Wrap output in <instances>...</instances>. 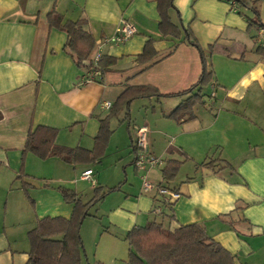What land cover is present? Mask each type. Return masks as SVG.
Returning a JSON list of instances; mask_svg holds the SVG:
<instances>
[{"label": "crops", "instance_id": "crops-1", "mask_svg": "<svg viewBox=\"0 0 264 264\" xmlns=\"http://www.w3.org/2000/svg\"><path fill=\"white\" fill-rule=\"evenodd\" d=\"M256 4L264 22V0ZM238 11L226 0H173L171 21L190 31L213 73L200 91L204 106L197 105L192 119L178 123L167 115L189 95L180 93L199 79L201 57L184 42L181 28L177 37L161 33L155 0H0V264L27 263V234L39 220L71 216L73 204L63 200L59 187L74 191L82 203L91 199L82 201L77 176L72 178L69 170L75 175V167L82 166L78 179L85 182L81 173L92 169L95 176L94 169L57 156L24 155L28 132L54 128L57 145L92 150L100 120L110 110L102 103L112 107L128 87L141 85L155 87L161 96L150 98L167 107L132 127L135 136L137 128H147V152L162 159L159 178H149L154 167L146 168L144 176L154 188L164 185L180 196L163 206L154 188L142 187L130 124L125 129V117L115 128L111 125L120 112L127 114L122 107L109 118L104 151L118 152L126 138L132 151L125 158L124 182L133 184L107 210L110 222L126 234L150 221L168 230L196 224L233 255L235 264H264V30H248ZM53 12L63 21L85 18L84 28L95 40L90 57L98 48L116 63L90 80V71L64 50L66 33L49 26L47 16ZM122 22L135 33L123 44L105 43ZM148 39L156 55L137 64ZM169 160L180 166L165 181L161 171ZM182 168L186 173L180 176ZM93 181L86 182L94 190L100 176Z\"/></svg>", "mask_w": 264, "mask_h": 264}, {"label": "trees", "instance_id": "trees-1", "mask_svg": "<svg viewBox=\"0 0 264 264\" xmlns=\"http://www.w3.org/2000/svg\"><path fill=\"white\" fill-rule=\"evenodd\" d=\"M159 13V29L165 35L179 36L180 28L184 32V42L196 47L201 57L202 70L196 84L180 93H189L167 117L181 123L195 116L194 109L197 105L204 104L201 88L209 84L212 70L207 63L204 51L188 29L179 28L171 21L168 10L173 8V0H155ZM236 3L238 13L243 15L247 22V29L264 30L257 2L259 0H226ZM241 9L250 13L245 14ZM50 27L61 28L67 35L64 50L71 55L75 64L91 71V52L95 46L92 34L85 29V18L76 21H63L62 15L53 12L47 16ZM156 55L153 40L148 39L142 52L137 55V64L149 63ZM90 57V58H89ZM114 57H103L98 63L101 75L116 63ZM197 88L195 92L194 89ZM159 97L161 94L151 85L130 86L116 100L110 108L109 114L100 120L99 131L95 137L92 150L81 147H64L55 143L57 129L37 126L29 131L26 137L23 154L30 152L39 159L45 160L57 156L69 164L91 165L100 161L101 155L107 144L111 131L109 118L114 116L137 98ZM1 118V114H0ZM180 162L167 161L161 173L165 181L172 180L178 171ZM63 200L73 204V212L66 219L63 217H46L37 222L35 228L28 232L30 251L26 264H79L81 260L82 242L79 229L82 220L89 215V209L98 200L104 197V192L99 187L94 189L93 198L87 203H82L77 194L66 188L59 187ZM60 236V238H55ZM125 239L130 246L129 264H235V259L227 250L218 243L209 240L204 230L196 225H182L174 230L163 228L162 224L150 221L144 226H136L129 231Z\"/></svg>", "mask_w": 264, "mask_h": 264}, {"label": "rangeland", "instance_id": "rangeland-1", "mask_svg": "<svg viewBox=\"0 0 264 264\" xmlns=\"http://www.w3.org/2000/svg\"><path fill=\"white\" fill-rule=\"evenodd\" d=\"M248 15L250 16V13H248ZM204 104L201 106H204ZM165 108H167L166 104L164 102L159 103L155 98L136 99L129 107V111L127 110V114L120 112L117 117L112 119L111 125L115 128L117 124H120L121 120L123 121L126 117L125 121H123L124 127L126 129L127 123L129 122V131L135 138L134 131L132 130L134 124H138L144 118L149 119L148 117L153 114V111L159 112L160 109ZM118 119H120V121H118V123L115 122ZM118 132L121 133V130ZM119 146L118 152L107 150L109 152L106 151L105 153L104 151V154H102L100 158L101 161L90 165L94 169L95 176H100L97 187H99L105 195L102 201L98 200L90 207V215L86 216L81 222L79 234L82 242V250L79 264H129L130 249L128 242L124 238L126 232L120 225L119 227L110 222L109 212L107 211L110 206H117L119 197L124 196V193L128 192L127 190L130 188V183H132L129 181L124 182L126 175H124L125 173L123 172L125 158H127V155L131 154L130 150L132 151V149L126 138H124V141L119 142ZM128 166L131 167L130 164H128ZM82 168V166L75 167V175L74 172L72 173L74 170L69 171L72 178L77 176L76 184L79 185L78 188L83 194L82 201L87 202L88 199L93 198L94 190L89 182L79 181L78 173ZM138 171V177L141 179V176H143L145 172ZM182 173H186L185 168L181 169L180 176ZM95 176L93 174L92 178ZM153 176L154 178L160 177V166L152 168L149 172V178L151 179ZM70 186L72 185H69L68 188H71ZM144 225L145 223L141 226ZM106 230H109V232ZM110 232H112V236L109 234ZM114 234L115 236H113Z\"/></svg>", "mask_w": 264, "mask_h": 264}, {"label": "built area", "instance_id": "built-area-1", "mask_svg": "<svg viewBox=\"0 0 264 264\" xmlns=\"http://www.w3.org/2000/svg\"><path fill=\"white\" fill-rule=\"evenodd\" d=\"M233 3V2H231ZM234 4V3H233ZM135 33V30L133 26L128 22H122L116 29V33L111 37H106L104 39L105 43H109L111 45H120L126 42L133 34ZM102 58L101 51L97 48L91 58L92 62V69L89 74V79L94 80L101 76V73L98 69V63ZM102 107L106 109H110L111 104L109 102L102 103ZM136 136L133 141V146L136 149V157L134 160L135 167L138 170H145L148 167H155L162 164V159L150 155L147 152L146 147V133L147 128L146 127H139L136 130ZM93 171L92 169H86L81 173V178L86 181H90L94 183L93 181ZM142 187L146 191H150L152 188H154V185H152L149 181L146 180L145 176H142ZM157 192V194L160 196V202L162 205H170L172 201L179 198V193L171 190L170 188L160 185L155 186L154 188ZM159 212L161 211V208L157 209Z\"/></svg>", "mask_w": 264, "mask_h": 264}]
</instances>
